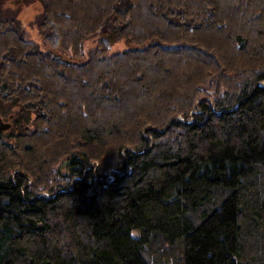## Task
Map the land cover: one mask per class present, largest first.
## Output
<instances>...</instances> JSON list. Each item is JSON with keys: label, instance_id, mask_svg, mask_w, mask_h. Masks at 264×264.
I'll return each instance as SVG.
<instances>
[{"label": "trees", "instance_id": "1", "mask_svg": "<svg viewBox=\"0 0 264 264\" xmlns=\"http://www.w3.org/2000/svg\"><path fill=\"white\" fill-rule=\"evenodd\" d=\"M40 1L46 50L0 21V264H264V0Z\"/></svg>", "mask_w": 264, "mask_h": 264}, {"label": "rangeland", "instance_id": "2", "mask_svg": "<svg viewBox=\"0 0 264 264\" xmlns=\"http://www.w3.org/2000/svg\"><path fill=\"white\" fill-rule=\"evenodd\" d=\"M44 12L45 7L40 0H0V21L10 20L14 24L13 26H15V28H17V24H19L20 27L24 29V36L26 39L37 43L41 49L46 50L50 45L46 42V35L42 32L39 26ZM108 27L107 29H109ZM111 34L112 33L110 31H105L86 39L81 50L82 55L74 60L78 62L86 61L90 55V51H94V49H96L102 41L110 47L107 56L123 52L130 46L124 38L119 39L117 35L114 38V43L110 44L109 37ZM211 83L210 86L206 88L207 91L205 92L210 97H213L214 87L211 86L214 85V82L212 81ZM19 110L20 106L12 102L0 107V129L2 130V135L4 137L7 136L9 123L17 117ZM32 117L34 119V115H32ZM30 127L33 126L30 125ZM63 163L59 164V167L57 168L59 169L61 167L62 171H64L62 173H66V168L62 167Z\"/></svg>", "mask_w": 264, "mask_h": 264}, {"label": "water", "instance_id": "3", "mask_svg": "<svg viewBox=\"0 0 264 264\" xmlns=\"http://www.w3.org/2000/svg\"><path fill=\"white\" fill-rule=\"evenodd\" d=\"M109 38H110L111 43H114L115 36L114 35H111Z\"/></svg>", "mask_w": 264, "mask_h": 264}, {"label": "bare ground", "instance_id": "4", "mask_svg": "<svg viewBox=\"0 0 264 264\" xmlns=\"http://www.w3.org/2000/svg\"><path fill=\"white\" fill-rule=\"evenodd\" d=\"M1 123V122H0ZM5 123V122H4ZM1 128V127H0Z\"/></svg>", "mask_w": 264, "mask_h": 264}]
</instances>
